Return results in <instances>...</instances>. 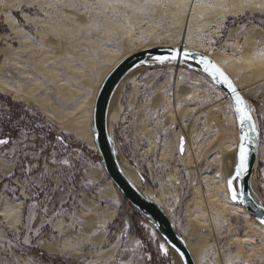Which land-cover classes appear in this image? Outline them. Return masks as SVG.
Wrapping results in <instances>:
<instances>
[{
    "label": "rangeland",
    "instance_id": "1",
    "mask_svg": "<svg viewBox=\"0 0 264 264\" xmlns=\"http://www.w3.org/2000/svg\"><path fill=\"white\" fill-rule=\"evenodd\" d=\"M182 44L249 82L245 96L260 131L253 187L264 204V73L257 67L264 0H0V118L15 117L20 128L5 134L0 127L9 141L0 145V261L176 264L110 181L86 139L88 124H80L83 138L69 131L64 114L72 105L61 86L79 93L78 104L95 100L103 76L126 54ZM41 66L55 82L39 77ZM27 78L42 91L34 94ZM121 90L115 130L124 162L184 238L202 235V264H264V233L226 186L239 134L224 93L179 67L138 70ZM20 115L39 132L28 133Z\"/></svg>",
    "mask_w": 264,
    "mask_h": 264
},
{
    "label": "water",
    "instance_id": "2",
    "mask_svg": "<svg viewBox=\"0 0 264 264\" xmlns=\"http://www.w3.org/2000/svg\"><path fill=\"white\" fill-rule=\"evenodd\" d=\"M184 52L191 53V55L185 57ZM174 54L177 56L176 60L166 59L164 63H160L156 59V57H169ZM206 62L215 65L228 77L236 89V93L242 97L248 108L251 109L252 122L256 125L254 133L248 131L249 125L247 122L243 125L241 124L239 114L235 111L234 94L226 84L218 78L213 79L209 71L205 70ZM155 67H179L187 69L206 78L224 93L233 108L239 134L234 172L226 180L229 198L232 203L241 206L251 218L264 227V223L261 222L264 221V207L256 192H254L252 185L258 162L260 131L254 117L252 102L242 95L232 78L210 57L193 49L162 46L136 52L118 63L105 76L98 88L92 114L91 134L97 157L104 171L125 201L154 229L178 258L180 264H196L188 248L186 239L178 232L163 207L146 191L138 187L126 174L124 168L125 162L116 139L115 126L111 122L110 116L114 99L125 81L138 70ZM245 131H248L251 137V142L245 145L248 150L247 172L241 177L236 178L235 169L239 163V147L242 142L241 137ZM229 181H231V190L229 189ZM233 191L237 194L236 200L232 199Z\"/></svg>",
    "mask_w": 264,
    "mask_h": 264
},
{
    "label": "bare ground",
    "instance_id": "3",
    "mask_svg": "<svg viewBox=\"0 0 264 264\" xmlns=\"http://www.w3.org/2000/svg\"><path fill=\"white\" fill-rule=\"evenodd\" d=\"M230 2H231V0H230ZM232 2H233V0H232ZM191 6H193L192 8H193V11L194 12L197 11V10L199 11V9H200V8L198 9V5H197L196 2H195L194 5L191 4ZM207 8H208V6H207ZM155 47H158V46H154V47H150V48H146V49H151V48H155ZM160 47H162V46H160ZM177 47H181V48L184 47V48H187V49H193L195 51L201 52L199 48H194L192 46H187V45H184V44H182L180 46H177ZM146 49H140L137 52H140V51H143V50H146ZM201 53L206 54L204 52H201ZM132 54H134V53H128V54H126L118 62H116L114 65H112L111 66L112 68L110 67L111 69L101 79V83H102L103 79L105 78V76L118 63H120L122 60H124L125 58H127L128 56H130ZM206 55L208 57H210L219 67H221L232 78V80L234 81V83L236 84V86L238 87V89L240 90V92L242 93V95L246 98V96H245L246 95V92L249 91V87H250L249 82L246 80V78L244 76H242L241 73L237 72L236 69L235 70H232L233 68L231 69V67L229 65L225 64L223 60L218 59V58H214L210 54H206ZM257 67H259V69L261 70V73H264V57H261V59L259 58L257 60ZM37 71H38L37 73L39 74V77H41L43 81H49V82H53L54 81L55 82L53 73L47 71L46 68H44V67L42 68V66H41V67H38L37 68ZM135 74H136V72L133 73L128 79H131L132 77H134ZM27 79H28L27 80V83L30 84V86L32 88V92H34V94L39 93L40 91H42V88L35 81H33L30 78H27ZM61 87H63V89L65 90L64 95L61 94V96H63V100H64L65 104L71 103V105H72V107H71L72 112L64 114L65 117H66V119H67V121H68L67 123L69 124V127H70L69 131L73 132L78 138H83L84 137L83 127H80V124H83V123L85 124V122H86L88 124L89 131L87 132V134L85 136H87L86 139H88L89 141H91L92 134L90 133V129H91V126H90V121L91 120L90 119H91V116L93 114V108H94V102H95V100H93L94 98L91 100V99H89L87 97L84 102H82L81 104H78V102H76V99L78 98L77 95H79V93L73 92L72 90L67 89L64 86H61ZM121 89L119 90V92L117 93V95H116V97L114 99V102H113V105H112V110H111V116H110L111 117V122L114 124L115 127H116V123L118 122V118H119L118 108L116 106V101H117L118 97L120 96V94L122 92ZM61 90H62V88H61ZM49 93H50L49 90H45V94H44V97L41 99V101H42L41 103L46 104V101H48L46 99L48 98ZM78 119H80L81 121L77 123ZM91 123H92V121H91ZM92 141H93V139H92ZM232 162L233 163H236V157H235V155L232 158ZM124 168H125V171H126V174L128 175V177L138 187H140L142 190L146 191L154 200H156L163 207V209L165 211H167L166 210V208H167L166 205L163 204V202H161L156 197L155 193L150 189V187L144 186V184L141 181L139 175L131 167H129L126 164H124ZM233 172L234 171L232 170V168H229V170H228V176L230 177L233 174ZM253 182H254V180H253ZM253 190H254V187H253ZM254 192H256V191L254 190ZM262 206L264 207V204L263 203H262ZM240 212L241 213L242 212L245 213L246 211L240 206ZM256 227L258 229H260L264 233V227L263 226H261L260 224L256 223ZM201 236H198L197 231H195V232H193V234H191L190 237L185 238L186 239V242H187V245H188V248H189V250H190V252H191V254H192V256H193V258H194V260L196 262V264H202V252H201V246L199 244V239H200ZM44 249H46L48 252H51L55 248L51 249V248L47 247L46 245H44ZM64 249L67 250L68 248L65 247ZM176 264H180V262H179V260H178L177 257H176Z\"/></svg>",
    "mask_w": 264,
    "mask_h": 264
},
{
    "label": "snow or ice",
    "instance_id": "4",
    "mask_svg": "<svg viewBox=\"0 0 264 264\" xmlns=\"http://www.w3.org/2000/svg\"><path fill=\"white\" fill-rule=\"evenodd\" d=\"M190 55L191 53L184 52L185 57H188ZM156 59L160 63H164L166 59L176 60L177 56L174 54L169 57H156ZM205 70L209 71V74L213 77V79L218 78L224 84H226L228 88L232 91V93L234 94L235 111L239 114L241 124L243 125L245 122H247L249 125L248 131H251L254 133L256 131V125L252 122V117L250 114L251 109L248 108L246 102L242 99V97L238 93H236V89L233 87L228 77L225 76V74L219 68H217L215 65L211 64L210 62H206ZM248 131H245L244 135L241 137L242 142L239 147V163L235 169L236 178L241 177L244 173L247 172L248 150L245 147V145L251 142V137L249 136ZM8 142H9L8 140L0 138V145L7 144ZM182 150L183 149L181 147V151ZM229 189L231 190V181H229ZM232 199L233 200L237 199V194L235 193V191L232 192ZM261 222L264 223V221H261ZM25 243H27V241H25ZM159 247H160V250L165 255H167V249L164 247V245H160ZM181 255L183 254L181 253ZM0 264H4V262L0 261Z\"/></svg>",
    "mask_w": 264,
    "mask_h": 264
},
{
    "label": "trees",
    "instance_id": "5",
    "mask_svg": "<svg viewBox=\"0 0 264 264\" xmlns=\"http://www.w3.org/2000/svg\"><path fill=\"white\" fill-rule=\"evenodd\" d=\"M18 118H22V126L24 125L26 128H29V130L27 131L28 133H32V132H39V131H35V125L33 123L29 122V117L24 116L22 117L21 115ZM14 119L15 117H1L0 118V127H2L5 131V134H15L16 132H18L20 130L19 127H16V125L14 124ZM8 138H10V136H6ZM128 204V203H127ZM137 217L140 218L139 215H137Z\"/></svg>",
    "mask_w": 264,
    "mask_h": 264
}]
</instances>
